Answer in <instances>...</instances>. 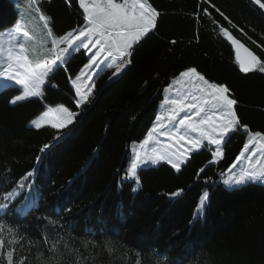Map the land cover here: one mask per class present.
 Instances as JSON below:
<instances>
[{
    "label": "trees",
    "instance_id": "1",
    "mask_svg": "<svg viewBox=\"0 0 264 264\" xmlns=\"http://www.w3.org/2000/svg\"><path fill=\"white\" fill-rule=\"evenodd\" d=\"M148 3L159 13L157 28L134 46L122 76L113 78L110 69L97 73L90 102L81 109L74 108L69 77L75 79L87 62L82 53L50 77L57 87L47 83L41 101L12 104L21 91H0V204L12 194L0 215V237L23 238L8 247L27 257L25 264H57L53 244L59 264H264V184L229 189L219 183L247 138L243 126L264 134V73L241 72L220 30L264 63V15L249 0ZM22 6L24 0H0V29L20 20ZM39 6L56 36L84 23L78 0L70 6L40 0ZM190 68L227 86L237 101L240 126L227 136L223 158L210 163L213 149L205 145L189 153L179 171L162 163L140 168L138 182L125 180L128 146L152 127L162 87ZM45 105L73 107L75 121L62 131L34 128ZM32 197L38 207L22 216L16 209Z\"/></svg>",
    "mask_w": 264,
    "mask_h": 264
},
{
    "label": "snow or ice",
    "instance_id": "2",
    "mask_svg": "<svg viewBox=\"0 0 264 264\" xmlns=\"http://www.w3.org/2000/svg\"><path fill=\"white\" fill-rule=\"evenodd\" d=\"M66 3L70 6L71 0H66ZM250 3L259 4V8L264 9V3L261 0H250ZM39 4L40 0H24L26 9L34 14L31 18L32 21L38 19L42 28L38 23L25 22L21 18L11 29L0 32V89L21 86L22 94L15 96L11 101L12 104L32 97L42 98L43 86L46 83L51 87H57L50 77L62 65L66 67L71 56L83 48L90 53L89 61L75 79L69 77L73 87L76 88V94L79 97L76 100V106L79 107L88 99V93L82 94L77 84V81L85 75V71L98 62L103 63L111 58L112 64L119 61L116 64V73H119L131 63L134 46L157 28L159 16L148 0H78L79 7L82 9L83 25L67 31L62 36H56L50 26L51 17L41 10ZM41 31L44 34L42 37L39 35ZM220 31L236 47V61L241 72L249 73L258 69L264 73V63L256 55L237 41L226 29L221 28ZM48 41H50L51 47H47ZM62 45L63 47H61ZM37 49H43L47 55H40ZM93 49H95L94 52H92ZM241 49L246 54L247 60L241 58ZM107 66L110 67L111 64ZM180 78L181 80L189 78L190 82H199L198 92L201 95L188 93L187 96L191 97L190 100L187 99V96L178 95L176 98L164 101V104L169 106L166 118L169 123L173 124V130L167 133V136L170 140L175 138L177 143L183 142V145H191V147L183 148L180 157H178L179 162L171 159V153L159 148L147 149L146 146L150 144V141H153L154 133L164 127L162 123H158L139 145L140 149L144 150L143 157L140 152H134L132 162L127 170L128 177L137 179V182L138 167L149 161L157 163L160 160H167L173 168L179 171L183 156L199 149L205 140L209 145L216 146L212 152L210 163L218 162V159L223 158L225 137L240 126L234 108L237 101L230 98V89L227 86L210 82L195 68L182 72ZM165 91L169 92L171 89H165ZM181 113L184 115L181 116ZM75 115L76 113L64 106L50 107L43 113L46 118L53 117L58 120V122H51L53 128H63L73 123ZM197 117H199L198 120ZM164 119V116L157 118L158 122ZM34 125L37 129L42 127L40 122H34ZM243 127L248 131L249 139L244 144L243 151L236 158V162L231 165L228 171L231 172L236 168L242 158L248 160L250 166L242 169L238 178L232 181L226 179L224 183L229 186L241 185L249 180L264 179V163H261V160H253L258 155L264 158V134L253 133L247 129L246 125ZM181 129L183 132L180 131ZM193 133L196 135H192ZM154 143L159 144L160 142L155 140ZM167 147L171 148L172 145ZM149 151L151 155L148 154ZM178 194L179 192L175 193V195ZM11 195L9 193V196ZM207 198L208 194L205 192L201 197V207ZM6 207L7 205L0 204V209ZM2 228L3 226L0 225V230ZM9 231L12 230L9 229ZM22 239V237L13 236L11 240L5 241L0 237V261L6 260V264H25L27 257H16V248L8 247V245L19 244ZM50 252L59 264V258L56 257L58 248L55 244L50 248ZM37 259L40 260L41 257ZM43 264H51V260H45ZM75 264H79V261L77 260Z\"/></svg>",
    "mask_w": 264,
    "mask_h": 264
},
{
    "label": "rangeland",
    "instance_id": "3",
    "mask_svg": "<svg viewBox=\"0 0 264 264\" xmlns=\"http://www.w3.org/2000/svg\"><path fill=\"white\" fill-rule=\"evenodd\" d=\"M34 14L33 13H30L27 9H26V7L25 6H22V9H21V11H20V20H21V18H23V20L25 21V22H32V23H38L39 25H40V27L42 28V24L40 23V22H38V19L36 20V21H32V16H33ZM14 26V25H13ZM13 26H9V27H6V28H3V29H0V32H5L6 30H8V29H11ZM242 34V33H241ZM39 35L42 37L44 34H43V32L41 31V32H39ZM252 42V41H251ZM254 45H257V44H255V43H253ZM258 46V45H257ZM47 47H51V44H50V41H48L47 42ZM61 47H63V45L61 46ZM91 47V46H90ZM37 51L39 52V54L40 55H42V56H44V55H47V53L46 52H44V50L43 49H37ZM95 51V49H93L92 50V52H94ZM254 52L257 54V52L254 50ZM85 54V57H86V59H87V62L85 63V64H87L88 63V61H89V55H90V53H88V51L87 50H85V49H83V48H81L78 52H76V53H74L72 56H74V55H78V54ZM71 56V57H72ZM71 59V58H70ZM69 59V60H70ZM101 59H102V57H101ZM260 59V58H259ZM68 60V61H69ZM262 62V61H261ZM119 63V61H116V63L115 64H112V61H111V58H109L108 60H105L103 63H97V64H95V65H93V67L92 68H90V69H87L86 71H85V75L84 76H82L81 77V79L79 80V81H77V84H78V86L80 87V91H81V93L83 94V93H88V99H89V95H91V93L93 92V89H94V87H93V79H94V77L97 75V73L98 72H100L101 70H103V69H110V70H113V78H117V77H120V76H122L124 73H125V71L127 70V66L126 67H124L119 73H116V64H118ZM263 63V62H262ZM85 64H84V66H85ZM109 64H111V66L109 67V66H107V65H109ZM84 66L82 67V70H84ZM62 67H63V65H62ZM81 70V71H82ZM188 70V69H187ZM257 71H259L258 69H257ZM170 81L168 82V84H167V86H165L164 88L162 87V90H161V99L159 100V102H158V107L156 108V111H157V115H156V117H155V120H154V123H153V125H152V127L149 129V131L147 132V134H146V136L141 140V141H135V142H132V143H130L129 144V146H128V148H129V150H130V163L132 162V159H133V154H134V152H140L141 153V156L143 157V154H144V150H142V149H140V147H139V145L142 143V141L144 140V139H146L147 138V135H148V133L152 130V128L154 127V126H157V124L158 123H162L163 125H164V127H162V128H160L159 129V131L157 132V133H154V135H153V141H150V144L148 145V146H146V148L147 149H151V148H153V147H156V148H159V149H161L162 151H166V152H168V153H171V159L173 160V161H175V162H179L178 161V157H180V153L183 151V148L184 147H188V148H190L191 147V145H183V142H179V143H177L176 142V140H175V138H173V139H169L168 138V136H167V133H169V132H171L172 130H173V124L172 123H169V121L167 120V118H166V114H167V109H168V105H165L164 104V101L166 100V99H171V98H176L178 95H184V96H187V94L188 93H193V94H197V95H201L199 92H198V85H199V82H195V81H191L190 82V80H189V78H183L182 80H181V78H180V75H178L176 78H174V79H169ZM70 84H71V87L73 88V85H72V83H71V81H70ZM45 85H47V83L45 84ZM45 85L43 86V88L45 87ZM18 86V88H19V90L21 89V86H19V85H17ZM171 89V91H169V92H166L165 91V89ZM73 89H75V91H76V88L74 87ZM1 90H3V89H0V91ZM21 91V90H20ZM20 94H22V92H20ZM19 94V95H20ZM74 96L76 97V100L77 99H79V97L77 96V94H76V92H74ZM32 98H36V99H38V100H42V98H38V97H32ZM32 98H29V99H32ZM29 99H26V100H29ZM187 99H191V97L190 96H187ZM25 100V101H26ZM76 100H75V102H74V108H75V110H79V109H81V106L83 105V104H85V103H89L90 101L88 100V101H86V102H84L81 106H79V107H77L76 106ZM158 100V99H157ZM71 102L73 101V99L72 100H70ZM21 102H23V101H21ZM64 107H65V105H63ZM67 107V106H66ZM69 108H71V109H74L73 107H68V109ZM71 109H69L70 111H72V112H74V113H76V115H77V112H75V111H73V110H71ZM76 115L74 116V118H73V122L75 121V118H76ZM184 114L183 113H181V116H183ZM160 116H164L165 117V119L163 120V121H159L158 122V120H157V118L158 117H160ZM53 117H44L43 116V113L41 114V115H39L37 118H35L34 119V121L31 123L32 124V126L34 127V128H36L35 127V125H34V122H40L41 124H42V127H40V128H44V127H50V128H53L52 126H51V122H58V120L57 121H55V120H53L52 119ZM197 120L199 119V117H197L196 118ZM72 124V123H71ZM71 124H68L66 127H63V128H54V129H56V130H59V131H62V130H65V129H67ZM39 128V129H40ZM37 129V128H36ZM181 132H183V129H181L180 130ZM231 132H233V131H231ZM230 132V133H231ZM229 133V134H230ZM254 133V132H253ZM228 134V135H229ZM192 135H196L195 133H193ZM226 138L227 137H225V140H226ZM248 139H249V135H247V138H246V140H245V142H244V144L248 141ZM155 140H159V144H156V143H154V141ZM244 144H243V146H242V148H241V150L239 151V155H240V153L243 151V148H244ZM168 145H172V147L171 148H168L167 146ZM205 145H207L209 148H211V149H213V151L215 150V145H209L208 143H207V141L205 140V141H203V143H202V146L201 147H203V146H205ZM224 145V144H223ZM200 147V148H201ZM199 148V149H200ZM198 150V149H197ZM194 151H196V150H194ZM194 151H191V152H194ZM191 152H188V153H186V154H189V153H191ZM148 154L149 155H151V152L149 151L148 152ZM183 157H185V155L183 156ZM183 159V162L180 164V168H181V166H183V164L185 163V159L184 158H182ZM219 160V159H218ZM253 160L255 161V160H261V163H264V158H262L260 155H258L257 157H254L253 158ZM235 161V160H234ZM236 162V161H235ZM161 163H168V161L167 160H160V161H158L157 163H151V161H149L148 163H146V164H142L140 167H138V169H137V171L140 169V168H142V167H147V166H157V165H159V164H161ZM234 163V162H233ZM168 164H170V163H168ZM171 165V164H170ZM172 166V165H171ZM250 165H249V161L248 160H244L243 158L241 159V161H240V163L237 165V167L236 168H234V169H232V171L231 172H229L228 170L224 173V175H222V176H220L219 174H216V176L217 177H221V179H220V181H219V183L220 184H223L226 188H229V189H233V188H237V187H242V186H245V185H248V184H251V183H262V184H264V179H261V180H255V181H251V180H249V181H246L244 184H241V185H232V186H229V185H226L225 183H224V181L227 179V180H230V181H232V180H234L235 178H238V176H239V174L241 173V170L242 169H245V168H248ZM129 167H130V165H129ZM217 170V169H216ZM30 177L31 178H33V174H31L30 175ZM131 179H133V178H129L128 177V175H126V177H125V180H131ZM211 182H213L212 180H210ZM218 182H217V184H219ZM213 184V183H212ZM214 186H216V185H214ZM30 190H31V188H30ZM207 193V192H206ZM208 194V193H207ZM200 202H201V200H200ZM206 202H207V200H205L204 201V205L201 207V205H200V203H199V206H198V208H197V213L199 214L201 211H204V206H205V204H206ZM34 204V202H33V200H30L28 203H27V208H30L32 205ZM2 210V209H1Z\"/></svg>",
    "mask_w": 264,
    "mask_h": 264
},
{
    "label": "water",
    "instance_id": "4",
    "mask_svg": "<svg viewBox=\"0 0 264 264\" xmlns=\"http://www.w3.org/2000/svg\"><path fill=\"white\" fill-rule=\"evenodd\" d=\"M250 1V0H249ZM262 2V1H261ZM263 3V2H262ZM253 4V3H252ZM263 15H264V9H260L259 8V4H253ZM231 34V33H230ZM232 35V34H231ZM237 41H239L241 44H243L246 48L249 49V51H251L254 55H256L258 57V55L254 52V50L249 47L246 43L242 42L241 40H239L238 38H236L234 35H232ZM228 40V39H227ZM228 42L232 45L234 51H235V54H236V47L231 43V41L228 40ZM240 54H241V58L242 59H245L247 60V56L246 54L243 52V50L241 49L240 51ZM259 59V57H258Z\"/></svg>",
    "mask_w": 264,
    "mask_h": 264
},
{
    "label": "bare ground",
    "instance_id": "5",
    "mask_svg": "<svg viewBox=\"0 0 264 264\" xmlns=\"http://www.w3.org/2000/svg\"><path fill=\"white\" fill-rule=\"evenodd\" d=\"M230 33V32H229ZM226 40H227V38H226ZM228 41V40H227ZM242 41V40H241ZM243 42V41H242ZM230 44V43H229ZM231 45V44H230ZM232 46V45H231ZM258 55V54H257ZM259 57V56H258ZM74 88V87H73ZM19 103H22V102H17L16 104H19ZM44 103V102H43ZM81 106V105H80ZM45 107H46V109L44 110V112L45 111H47L48 110V108H50L51 106H48V105H45ZM51 108H55V107H51ZM43 112V113H44ZM188 159V154H185V160H187ZM162 164V163H161ZM160 165V164H159ZM158 166V165H157ZM171 166V165H170ZM175 169V168H174ZM176 170V169H175ZM18 212V211H17ZM19 213V212H18Z\"/></svg>",
    "mask_w": 264,
    "mask_h": 264
},
{
    "label": "clouds",
    "instance_id": "6",
    "mask_svg": "<svg viewBox=\"0 0 264 264\" xmlns=\"http://www.w3.org/2000/svg\"><path fill=\"white\" fill-rule=\"evenodd\" d=\"M232 34V33H231ZM233 35V34H232ZM236 37V36H235ZM237 38V37H236ZM239 39V38H238ZM240 40V39H239ZM233 48V47H232Z\"/></svg>",
    "mask_w": 264,
    "mask_h": 264
}]
</instances>
